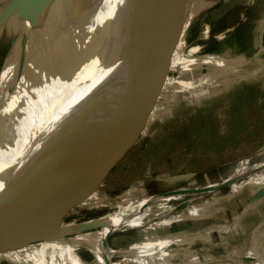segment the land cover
Segmentation results:
<instances>
[{
  "label": "crops",
  "instance_id": "obj_1",
  "mask_svg": "<svg viewBox=\"0 0 264 264\" xmlns=\"http://www.w3.org/2000/svg\"><path fill=\"white\" fill-rule=\"evenodd\" d=\"M11 1L0 0V38L3 29L1 27L11 16H16L6 13V8ZM200 1L184 0L180 8L184 19L181 18L182 16L179 18L173 16L178 0H167L164 3L159 13L162 16H168V21L164 25V38L167 40L161 41L159 43L161 46L158 48H170V42L178 39V48L174 50L175 52L171 51L174 52L172 69L177 63L178 50L187 40L189 43L185 48L184 70L190 71L193 64V67H203L207 64L212 69L209 73L202 74L199 80L191 82L178 78L171 79L168 76L163 91L174 90L186 83L196 86L193 82L199 85L206 83L207 78H212L213 82L217 81L222 73L230 72L231 74L233 63L220 62L215 55L208 56L210 57L208 60H204L203 56L209 51L216 52L218 49L216 44H221L224 38L233 35L241 22L248 19V11L252 8L253 0H211L213 3L208 5ZM125 2L126 0H100L96 4L95 0H54L41 28L36 32L26 29L16 32L5 56H3L1 49L3 44L0 39V71L3 64L2 57H4L5 68L13 90L14 87L22 85L25 90H31L26 102L29 105L25 106L24 114H19L18 118L13 115V108L18 98L17 93L15 94L11 114L5 127L0 130V210L9 202L10 197L24 182L27 175L33 176L32 181L41 176L74 136L75 131L72 130L70 136L62 138L59 130L63 128L65 115L75 107L77 109L80 104L78 95L82 90L86 66L91 65L94 59V47L100 34H102L100 42L104 49L102 75L87 123L83 128H79L78 133L75 132L76 141L82 144L81 148L69 158L63 169L69 172L66 190L75 200L74 205H68L67 214L71 210L87 207L104 209L111 203H125L132 200L134 196L138 198L144 194L163 193L177 185L182 188V184L186 185L184 182L191 184L197 176H200L199 170L202 167L217 169L218 172L222 170L226 173L224 168L230 165L233 167L230 170L233 174L229 175L235 176L238 169L242 168L240 166L242 160H245V157H251L250 154L257 151V144L261 143L260 145L264 146V48L256 51V58L252 60L260 63H257L253 70L244 68L242 77L236 79L235 83L229 86L227 92H223L221 96L192 106L175 102L161 105L158 109L153 108L154 110L148 107L146 115L137 118L142 122L134 128L133 137L122 144L108 143L114 135L113 125H111L112 129L110 126L105 130L99 129L97 138L88 139L98 127V114L110 101L113 102L112 98L103 96V93L110 94L115 88V81L104 80L106 58L110 53L118 55L117 43H114L115 39L112 41L109 37V21L113 17L116 18L114 20L116 22L122 20L125 14L124 11H120V8L127 6ZM145 2L141 1L136 16L131 20L132 26L129 20L124 19V24L127 23L124 28L132 29L131 50L134 44L138 45L142 41L146 29L147 22L139 16L140 8L144 7ZM199 4H202L201 7ZM240 4H243L242 8ZM255 4L261 9V16L264 17V0H258ZM199 7V15L193 18L198 14ZM117 15L119 17H116ZM102 18L104 20L101 21ZM179 24L184 25L181 27ZM121 34L127 36L128 33L122 31ZM65 37L69 42L63 49ZM153 39L151 32L148 35V41L154 42ZM121 40L126 44L128 42L122 38ZM210 44H213V47H210ZM10 50L15 52L13 57L16 64L13 71L10 69L11 57L8 58V55L12 53L9 52ZM245 74L248 75L245 76ZM201 88L205 89L207 86L204 84ZM123 90L124 83L120 86V92L122 93ZM107 91L110 93H106ZM88 96H85L86 112ZM116 109L115 113L109 114L107 121L115 120ZM14 118L17 119V124L12 122ZM65 130L68 129L65 128ZM11 131L18 135L17 140L12 136ZM101 131L105 132L107 138H99L103 137ZM5 133L11 135L13 139L11 143L7 140V135L4 139ZM35 135L47 136V138L37 143L40 138L36 137L37 142L33 143ZM146 136L150 138H147L148 142H145ZM143 140L144 142L139 143ZM179 153L188 154L187 157L190 156V160L178 163ZM249 161L250 163L243 164V169L254 165L253 160ZM234 163H237L236 168ZM185 167L188 170H184ZM226 178L210 182L211 184H198L217 185ZM234 180L218 187L215 192L232 185L231 195L222 199V203L231 198L236 199L243 187L251 185L252 187L246 190L253 192V195L250 196L252 197L250 202L248 199L243 205L244 208L240 209V206L236 204L233 207L229 206L227 210L216 202L215 208L213 205L209 208L208 201H201L191 205L187 213L178 219L185 223L179 224L178 221H174L176 230L164 236L151 234L143 237L139 231L133 236V233L129 232L130 229L142 227L144 223L138 226L122 227L110 234L103 242L102 237L98 239L92 233L86 234L85 238L69 235L61 239L32 243L34 245L29 247L30 250L23 251L20 257L21 262L25 264H104L103 249L108 246L112 249L111 264H186V262L176 261L180 251L171 250L170 247L175 246L180 250L181 247L178 248V245L192 241L194 238H202L203 233L194 232L197 229L196 226L200 224L198 221L200 218L203 220L207 218V221H204L205 224L201 223L202 227L217 218L219 220L217 224L222 227V230L220 228L218 232L222 231L223 234L219 237L224 236L223 238L227 239L230 237L227 231L232 230V223L236 224L233 232L238 234V238L240 235L247 234V231L253 232L255 229L264 227V171L247 176L237 183H233ZM260 188H263L260 193L262 195L257 198L255 192ZM40 199L41 197L38 201ZM97 200H100L102 205H95L94 202ZM194 200H196L195 197L188 199L180 206L193 203ZM55 204L61 205L58 202ZM51 216L52 214L48 213L47 217ZM34 219V216L27 215L22 220L21 226L31 223ZM170 222L173 221L168 219L167 224L171 225ZM253 222L256 223L251 226ZM157 225L146 226L142 230L148 228L156 230ZM182 225H190V228L181 231ZM18 227V224H10L7 229L9 231ZM209 227L207 226L206 234L209 232ZM246 237L247 235L238 240L242 242ZM222 241L226 242V240ZM229 245L231 242L227 241L226 247ZM48 247L53 250L52 254L44 256ZM64 247H69L70 251L65 252ZM18 248L21 247L16 249ZM5 253L0 252V262L19 264L18 259H13V263L2 260ZM196 259L193 257V262H196Z\"/></svg>",
  "mask_w": 264,
  "mask_h": 264
},
{
  "label": "rangeland",
  "instance_id": "obj_2",
  "mask_svg": "<svg viewBox=\"0 0 264 264\" xmlns=\"http://www.w3.org/2000/svg\"><path fill=\"white\" fill-rule=\"evenodd\" d=\"M142 0H126L127 2V6L125 7H121L120 11H124L125 16L122 17V20L120 21H114L116 18L113 17L111 18V20L109 21V37L110 40L112 39V41L115 39L114 43H117V51H118V55H112V53L108 54L107 58H106V65H105V73H104V80H107L109 82H113L115 81V88L114 90L110 93V92H106V93H110V94H105L103 93V96H107L108 98H112L113 102H109L108 105L106 106V108H103L102 112L98 114V127L95 129V133L90 136L88 139H95L97 138L96 135L99 132V129L101 130H105L107 129V127L110 126V129H112V126L115 120L107 121L109 114H113L116 111L115 108H117V105L121 99V95L123 93L120 92V86L122 83H124V89H127L126 87L130 86V82L131 81H140V79L142 77H146V79L150 80L152 79L151 76H146V72H142V68L139 67V71H137V75L130 73V70L133 68V66H135L139 60H136L135 62H131L130 60V53H131V32L132 29H125L124 27L127 26V23L124 24V19L126 18V21L129 20V23H131V20L136 16V12L139 9V5L141 3ZM164 0H157V2L155 3L154 7H153V13L154 16L157 17L158 16V10H159V6H161V4L163 3ZM193 2H197V0H192ZM204 4L208 5L212 4L213 2L211 0H201ZM200 1V3H202ZM214 1H218V0H214ZM125 2V3H126ZM258 0H253L252 4H251V10L249 9L248 11V19H246L245 21L241 22L240 27L237 29V31H235V33L233 35H230L227 38H224L221 41V44H216L218 49L217 51H209L208 53H206L203 56L204 60H208L210 59V55H215L219 61H224V62H230L233 63V67H232V71L231 74L230 72L227 73H222L219 75L218 80L217 81H211V79L207 78L206 79V83H200L199 85L196 84V82H193L194 85L196 86H190L188 83H186V85L183 86H178L176 87V89L172 90V89H167L165 91L164 90V85L167 81L168 76L171 79H181L184 80L185 82H191V81H197L199 80V78L202 76V74L204 73H209L210 70L212 69L211 67H209L207 64L204 65L203 67H193L194 64L192 65V68L190 71L184 70L183 68V59L186 58L185 57V48L188 45V41L185 40L184 41V45L180 47V49L178 50V53L176 55V59H177V63L176 65L171 69V62H172V58L174 55V50H176V48H178L179 43H178V39H176V41H171L170 42V48H165L168 49L170 52L169 54V58L163 60V59H158V57H154L153 55L151 56V59L148 61L152 64V66H155V75L156 78L154 79V81L156 82V84L159 83L158 88V93L157 95L154 96V98H151V100H149L150 102V106L149 108L151 109H158L159 106L161 105H168L171 103H175V102H182L185 103L187 106H192V105H196L198 103L207 101V100H212L215 99L219 96L222 95L223 92H227V90L230 88L229 86H232L236 79H238L239 77H242V71L244 68L248 67L251 68V70H253L252 68L255 67V65L257 63H260L259 61H255L253 62L252 60H254L256 51L258 52L260 49L264 48V17L263 15L261 16V12H260V8L258 7V5H256L255 3H257ZM51 4V3H50ZM46 8L45 12L43 13V15L38 19L37 21V26H39L40 24H42V22L46 19L47 16V12L49 9V6ZM200 7L202 4H199ZM256 5V7H255ZM212 6V5H211ZM200 7L197 9V15L193 16V18H195L196 16L199 15L200 13ZM240 7H243V4H240ZM126 9V10H124ZM207 9V8H206ZM264 10V7H263ZM264 13V11H263ZM116 17H119L118 15ZM128 17V19H127ZM157 19V18H155ZM114 21V22H113ZM133 23H131L132 26ZM159 25V24H158ZM158 25L156 26L157 29V36H163L164 34V29L162 28V26L159 28ZM181 27L184 24H179ZM2 34H1V43L3 44L2 46V52H3V56H5L6 52L9 50V47L11 45L12 42V38L15 35L16 32L25 29V26L23 24L22 20H19L17 15L16 16H11L9 18V20H7V23L2 26ZM122 31H125V33H128L127 36H123L121 34ZM122 39H125L126 42H130L127 44L125 42H123ZM124 40V41H125ZM155 40V39H153ZM167 40V38H164L162 41ZM149 43H153L148 41ZM161 43V41L159 42ZM126 44V45H123ZM116 45V44H114ZM210 47H213V44H210ZM16 49V47L14 48V50ZM163 48H156V51L159 52V50H162ZM111 50V49H110ZM115 50V49H114ZM114 52V51H113ZM121 52V53H120ZM15 52H12L11 55H8V58L11 57L10 59V69L11 71H13L14 66L16 64L13 54ZM120 53V54H119ZM113 57V58H111ZM146 57V56H145ZM145 57L143 58V62L146 61ZM2 57V61H3ZM146 61V62H147ZM9 63V62H8ZM147 63H145L146 65ZM253 64V65H251ZM149 66V65H148ZM158 68L161 69L158 71ZM250 70V71H251ZM229 74V75H228ZM12 75V73H11ZM160 75V76H159ZM248 74H245V76ZM159 76V78L157 79V77ZM163 78V79H162ZM150 87L148 88V91L152 90L154 91L156 87H153L152 84ZM161 81V82H160ZM161 83V84H160ZM22 84H24V82L22 81ZM192 84V83H190ZM206 85L207 88L202 89L201 86L202 85ZM211 84V85H210ZM210 85V86H209ZM23 86V85H22ZM22 86H17L14 87V90L17 93V104L15 105V107L13 108L14 112L13 115L14 117L18 116L19 114L23 113L24 114V108L25 106L27 107L29 104L26 103L30 97V91L31 90H25L24 87ZM156 88V89H157ZM151 91V92H152ZM163 91V93H162ZM162 94V95H161ZM154 101H157L156 103H154ZM153 109V110H154ZM117 110V109H116ZM18 118V117H17ZM12 121L17 124V119L14 118V120L12 119ZM107 121V123H106ZM110 122V124H108ZM106 123V124H105ZM94 128L92 127V130ZM91 130V131H92ZM12 136L17 140L18 139V135H16L15 133L13 134V131H11ZM101 134L103 137H99L100 139H104L107 138L105 137L106 135L104 134L105 132L101 131ZM147 133V132H146ZM7 135V136H6ZM95 135V136H94ZM5 136L7 138V140L11 143L12 142V138L11 135L9 133H5L4 134V139ZM36 137H39V141L37 142L35 139ZM45 138H47V136L44 137H40L39 135H35L30 139V141L32 140L33 143L37 142L39 143L40 141L45 140ZM51 138V137H48ZM147 138H149V136H146L145 138V142H148ZM150 139V138H149ZM29 142V141H28ZM143 141H140L139 143H142ZM20 144V142H19ZM261 143L257 144V151H255L254 153L250 154L251 157H245V160H242L241 162V169H238V173H236L235 177H234V182L233 183H237L240 182L241 180L245 179L247 176L250 175H255L260 173L261 171H264V146L263 144L260 145ZM82 145V144H81ZM21 146V144H20ZM23 148V147H20ZM19 148V149H20ZM25 149V148H24ZM183 153V152H182ZM17 154V153H16ZM180 157L178 156V163H181L182 161H188L190 160V156H188V154L185 155L181 153ZM18 155V154H17ZM249 160H253L254 165H251V167H246L245 169H243L244 165L246 163H250ZM230 163V162H229ZM245 163V164H244ZM244 164V165H243ZM235 168L237 167V163H234ZM186 168V167H185ZM184 170H188V168H186ZM207 167H202L199 171H200V176L196 177V180L193 181L191 184L188 182H184L186 185H181L182 188L183 187H188V186H194L198 183H203V184H211L210 182H216V181H221V178H226L228 176H230L229 174H233L231 173L230 170H232L233 167H231L230 165H227L224 168V171H227L226 173H223L222 170L221 171H217V169L212 170V169H206ZM72 169V167H71ZM222 172V173H221ZM206 173V174H204ZM63 175H61L60 179H59V183L56 181L55 184L53 185V188L47 193L45 194V199L47 200V203H50L51 201H53V199H56V197H58V193H61V186H62V182H60V180H63ZM223 176V177H221ZM209 182V183H208ZM61 183V184H60ZM232 183V184H233ZM178 186V187H177ZM175 188L172 187V189L170 190H175L176 188H180V185H177ZM231 186H228L226 188H224L222 191H217L215 193L210 192L209 194H200V195H195V196H181L179 198L176 199H172L168 202L163 203L162 205L156 206L152 209V214L149 215L148 218H145L146 221H142V222H134L131 224H128L126 226H138L142 223L143 226L139 227V228H133L130 229L129 232H132L133 236L137 235L138 231L140 232V234L144 237V236H148V235H160L164 236V234L176 230L175 223L174 221H178V219L182 218V215L187 213L188 209H190V207H192L191 205H193L194 203H200L201 201H208L207 205L209 204V208L213 205V208H215L217 204L222 205L224 207L227 208V210H229V206H235L236 204L238 206H240L241 208H244L243 205L246 204V202L249 199V202L251 200L253 195V192H247L246 189L252 187L251 185H246L245 187H243L241 189V191L238 193V195L236 196V199L231 198L230 200H225L221 203L222 199L227 198V196L231 195L230 192L231 191ZM217 190V189H216ZM263 190V188L257 189L256 196L257 198H259V196H261L262 194L261 191ZM148 195V194H144L143 196ZM224 196V197H223ZM196 198V200L193 201V203H189L183 206H180V208L177 210L174 208L177 207V205L182 202V201H187V199H192V198ZM217 197V199H216ZM218 197H222L220 199H218ZM241 197V198H240ZM137 198L136 196L132 197L131 199H135ZM254 200V199H253ZM252 200V201H253ZM216 202V203H215ZM41 207L45 206V201H41ZM95 205H102V203L100 202V200H97L94 202ZM124 202H119V203H111L107 206H117L120 205ZM50 205V204H47ZM106 206V205H103ZM171 206V207H170ZM170 207V208H169ZM108 208V207H106ZM97 208H82V209H75V210H71L69 214H65L63 216H59V220H54L52 221V218L50 219V221L47 223V221L42 222L41 227H49V226H62L67 224L70 221H78L80 219H83L87 216H89L93 210H95ZM239 209V210H240ZM229 212V211H228ZM35 214H40V212H37ZM215 217V216H214ZM56 218V217H54ZM171 220L173 222H170V224H167V221ZM200 224H198V226H196V230H194V232H200L203 233L201 234L202 238H194L192 241L186 242V243H182L180 245H178L179 249H176L175 246H172L170 248H172L171 250L174 251H180L178 253V258L176 259L177 262H181L184 263L186 262V264H264V227L262 228H258L257 230L255 229V231H247V234H243L240 235V237H243L245 235H247V237L244 239V241H239L237 237L238 234H235L233 231L236 228V224L232 223V232L231 231H227V235H230L229 239L227 238H223L219 237L222 234L221 232H218L222 227H219V225L217 224V222L219 221L217 218H215V221H210V223L204 227H202L203 225H201V223H203L204 221H207V218H205V220L203 219H199L198 220ZM36 219H34L31 223H28L26 225H24L23 227L21 226V224L18 223V228L14 229V230H7L5 232H0V234H6V233H12V232H17V231H24V230H30V229H37L38 227L35 226L36 223ZM204 222V224H205ZM257 222V221H256ZM255 222V223H256ZM178 223H185V221H178ZM254 222L252 223L251 226H253V224H255ZM138 224V225H137ZM154 224H158L157 226H155L156 230H152V228H148V229H143L142 228H146L150 227V225H154ZM193 225V224H192ZM123 226V227H126ZM207 226L209 227V232L206 234L205 231L207 229ZM122 228V227H121ZM119 228V229H121ZM185 228H190V225H186L181 227V231H185L182 229ZM211 228H213L211 230ZM1 230H4V228H0ZM118 229V230H119ZM217 229V230H216ZM116 230V231H118ZM179 230V228H178ZM92 232H86V233H81V234H77L75 236V238H85L86 234H90ZM93 235V233H92ZM97 236L98 239H101V233L98 232L95 234ZM101 236V237H100ZM131 236V234L129 235ZM200 237V236H199ZM130 238V237H129ZM57 239H61V238H57ZM49 240H53V239H46V240H27L19 245H4L3 247L0 248H13V249H9V250H4V251H0L2 252H6L4 254V258L2 260H6L8 262H12L13 263V259H18L20 262L19 264H25L23 263V261L21 262V258L23 255V251L25 249L30 250V246L34 245L32 243H39V242H44V241H49ZM56 240V239H54ZM222 240H226V242H223ZM227 241L231 242V245H229V247H226ZM31 244V245H28ZM21 247L16 249L17 247ZM16 247V248H15ZM30 247V248H29ZM69 247H64L65 252L70 251V249H68ZM48 249L47 252H44V256H47L48 254H52L51 248H46ZM27 250V251H28ZM41 254V253H40ZM43 254V253H42ZM47 254V255H46ZM17 256L18 258L14 257ZM196 257V262H193L192 258ZM1 260V261H2ZM0 264H9L7 262H0Z\"/></svg>",
  "mask_w": 264,
  "mask_h": 264
},
{
  "label": "water",
  "instance_id": "obj_3",
  "mask_svg": "<svg viewBox=\"0 0 264 264\" xmlns=\"http://www.w3.org/2000/svg\"><path fill=\"white\" fill-rule=\"evenodd\" d=\"M52 1L54 0H12L6 8V13L15 14L17 15L18 19L22 21L29 20L32 27H37L38 19L43 15L46 8ZM99 1L100 0H95V3L98 4ZM144 1H146L144 5L145 8H140L141 13L139 16L142 18V20L147 22L146 29L142 41L139 42L138 45L134 44L129 60L131 62H135L136 60L139 61L135 66H133L128 74L133 73L137 75L136 72L139 71V67H141L143 69L142 72H146V76H151L152 79L150 81L146 79V77H142L140 81H131L130 86L123 90L121 99L117 105V115L113 123L114 135L112 139L108 141V143L113 145L125 143L127 140L133 137L132 134L134 128H136V126L142 122L137 118H142L144 115H146V109L150 106L149 100L154 98V96L158 93L157 87L159 86V83L156 84L154 81L156 78L154 73L155 66H152V64L148 62L151 59V56L153 55L154 57H158V59L161 58L165 60L170 57L169 54L171 53L165 48L159 50V52L156 51V48L161 46L159 42L162 41L165 36L164 31L163 36H157L156 26L159 24L158 27L160 28L162 26L164 29V25L168 21V16H162L159 13L161 12V8L165 5L164 3L167 0H164L161 6H159L157 17H155L153 13V7L157 0H143V2ZM183 2L184 0H178L173 12L174 17L179 18L182 16L181 18L184 19V16L180 10ZM102 20H104V18H102L101 21ZM151 32L153 33L155 39L152 44L148 42V35ZM100 36L102 40V34H100ZM144 57L146 61L148 60L147 62H143ZM145 63L147 64L145 65ZM159 70L161 69L158 68V71ZM149 81L153 87L157 88H155L154 91L151 90L152 92L150 90L148 91L147 88L151 86L148 85ZM97 89V85H93L88 91V110L86 116L91 111ZM81 116L83 115L78 117L79 120H77V123L72 128V130L75 132H77L81 126ZM75 132L74 136L71 137L70 142L59 152L57 158L48 165L47 170L41 176L32 181L33 176L27 175L24 182H22L21 185L16 188L12 197H10L9 202L0 210V228H4V230L0 229V231H7V226L10 224H18L19 222V224H21L22 220L25 219L27 215H32L35 217L37 221L35 226L39 229H49L52 227L55 228L56 225L42 228L41 224L45 221L49 222L51 218L52 221L57 219L59 220V216H63L67 213L68 205L75 204L73 195L66 190L68 188L66 181L69 172H67V169L63 171L69 158L74 156V154H76L81 148L80 142L76 141ZM62 174L64 175L63 180H60V182H62L61 193L59 192L56 199H53V201L47 203V200L44 197L45 194H47L53 188V185L56 181H59ZM40 197L41 199L38 201ZM41 201L46 202L44 207L40 206L42 204ZM55 202L61 203V205L57 206ZM37 212H40V214H35ZM48 213L52 214L50 218L47 217ZM41 219L45 220L42 221ZM9 249L13 248H0V251Z\"/></svg>",
  "mask_w": 264,
  "mask_h": 264
},
{
  "label": "bare ground",
  "instance_id": "obj_4",
  "mask_svg": "<svg viewBox=\"0 0 264 264\" xmlns=\"http://www.w3.org/2000/svg\"><path fill=\"white\" fill-rule=\"evenodd\" d=\"M52 4L53 1L51 2L48 11H50ZM23 24L25 26V29L30 32H36L42 26V24H40L37 27H32L31 22L29 20H23ZM100 38L97 39V42L94 47V59L91 65L86 66L87 71H85L84 81L82 84L83 86L81 88L82 90L78 95L81 100L80 104L78 105L77 109L75 107L65 115L63 121V128H60L59 130L62 133V138L70 136V131H72L73 126L77 123V120H79L78 117L80 115H83L81 116L82 122L80 128H83V126H85L87 123L88 115L86 116L87 112L85 109V96L89 95L88 91L91 86H98L103 69L104 49L102 46V42H100ZM68 42V39L65 37L64 43L62 44L63 49L64 46H67ZM12 50H10L9 52H14ZM15 94L16 92L15 90H13L9 82V77L5 68L4 59L0 71V130L5 127L8 118L11 114ZM65 128H67L68 130H65ZM234 177L235 176H230L229 178L224 179L222 183H219L217 185L197 184L194 186L169 190L163 193L138 197L117 206H107L108 208L95 209L89 216L83 219H80L78 221H70L65 225L57 226L55 228H37L0 234V247H3L4 245L17 246L27 240L33 241L57 239L67 237L69 235H77L86 232H92L93 234L100 232L103 242L105 239H107V237H109L110 234L114 233L116 230L123 226L134 222L146 221L145 218H148L149 215L152 214V209L156 206L162 205L165 202L179 198L181 196H195L200 194H209L213 191L215 192L218 187L228 184L231 180L234 179ZM184 202L185 201L180 202L175 208H179V206L182 205ZM103 250L105 255L104 264H111L110 259L112 256V249L108 246H105Z\"/></svg>",
  "mask_w": 264,
  "mask_h": 264
}]
</instances>
